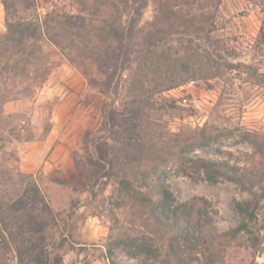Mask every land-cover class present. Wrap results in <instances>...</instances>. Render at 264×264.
I'll return each mask as SVG.
<instances>
[{
  "label": "rangeland",
  "instance_id": "rangeland-1",
  "mask_svg": "<svg viewBox=\"0 0 264 264\" xmlns=\"http://www.w3.org/2000/svg\"><path fill=\"white\" fill-rule=\"evenodd\" d=\"M36 1L40 16L55 2ZM155 1L147 0L141 26L154 19ZM213 2L214 31L192 47L208 52L214 64H190L185 71L164 65L158 76L171 89L152 96L153 107L140 123L159 146L167 133H190L192 149L182 156L227 163L252 182L242 188L191 178L168 154L159 164L166 165L161 183L175 205L195 201L207 211L213 244L190 250L180 239L173 243L177 258L169 255L170 235L122 191L123 182L150 166L135 151V121L125 113L133 108L127 84L116 97L100 96L42 39L44 78L22 84L9 99L0 83V133L6 141L0 181L10 218L0 264H264V0ZM57 6L74 12L70 0H57ZM5 31L0 0V35ZM105 109L114 115L110 122ZM237 205L255 219L251 235L232 238L228 233L243 220ZM142 237L158 257L130 245Z\"/></svg>",
  "mask_w": 264,
  "mask_h": 264
},
{
  "label": "trees",
  "instance_id": "trees-1",
  "mask_svg": "<svg viewBox=\"0 0 264 264\" xmlns=\"http://www.w3.org/2000/svg\"><path fill=\"white\" fill-rule=\"evenodd\" d=\"M52 1H55L52 8L40 16L36 0H1L6 28L5 33L0 35L1 93L9 99L19 93L22 84H35L44 78L45 64L39 54L42 39L58 49L85 77L88 87L100 96L116 97L123 85L127 84L126 93L133 108L125 113L135 121L131 130L132 138L136 141L135 151H139L150 166L136 175L134 180L123 182L122 191L131 202L147 208L152 223L170 235L169 255L172 257L177 258L173 248L176 240H187L185 242L190 250L213 244V221L207 211L202 213L201 203L195 201L175 205L172 194L161 183L166 165L159 164L169 159L165 158L168 154L175 159L180 170L191 178L212 183L228 181L242 188L252 187V182L240 174L237 167L227 163L182 156V152L192 149L190 133H167L163 138L161 136L159 146L153 143L155 136H149L140 123L153 107L150 104L152 96L171 89L165 87L158 76L164 65L185 71L190 64H214L210 54L194 49L192 46L196 45L192 42L198 40L200 35L207 39L214 31V14L210 10L216 2L156 0L154 19L141 26L147 0H70L74 12L65 11L57 6V0ZM202 1L208 3L201 4ZM125 72H129L128 79L124 78ZM167 83L172 85L173 80L167 79ZM113 116L109 109L104 110L105 120L110 122ZM2 123L0 119V125ZM5 142L0 133V148ZM205 143L199 142L197 145H208ZM1 170L0 179L4 174ZM1 183L0 243H3L7 234L4 225L9 217L4 212L5 197ZM141 188L146 190L142 191ZM152 195L156 196L154 200ZM236 208L243 220L228 235L232 238L239 234L251 235L250 223L255 219V214L245 211L240 205ZM203 216L206 219L202 221ZM130 245L142 252L159 255L152 245L148 246L146 238L142 237L140 242Z\"/></svg>",
  "mask_w": 264,
  "mask_h": 264
}]
</instances>
